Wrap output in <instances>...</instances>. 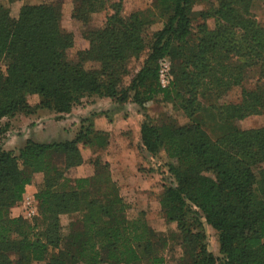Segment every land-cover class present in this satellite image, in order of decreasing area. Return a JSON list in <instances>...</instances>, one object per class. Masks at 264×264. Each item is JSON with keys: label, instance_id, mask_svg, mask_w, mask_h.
<instances>
[{"label": "trees", "instance_id": "16d2710c", "mask_svg": "<svg viewBox=\"0 0 264 264\" xmlns=\"http://www.w3.org/2000/svg\"><path fill=\"white\" fill-rule=\"evenodd\" d=\"M158 2L167 22L146 54L142 13L126 19L117 13L88 34L90 48L78 51L76 59L69 56L72 36L60 30V0L23 5L16 19L0 6V120L38 109L70 113L85 95L143 106L160 94L182 97L185 91L191 124L141 125L147 153L166 148L180 163L170 168L176 185L160 196L163 217L176 224V231L164 236L144 212L130 216L131 205L108 163L99 162L89 178L70 175L84 161L80 144L102 146L108 140L91 125L72 140L27 139L18 154L0 150V264H165L169 243L182 248V264H264V127L241 131L230 123L226 130L220 125L222 134L214 140L201 117L204 111L216 112L226 122L257 106L264 111V87L257 99L247 94L230 108L211 104L205 109L198 100L213 78L211 67L226 66L222 60L245 57L264 67V29L243 15L242 0H218L202 13L217 19L215 28L199 25L204 35L189 53L195 0ZM104 3L77 0L74 18L86 24ZM130 55L140 59V68L125 85L121 69ZM164 56L182 57L178 67H184L168 89L159 85ZM88 62L93 64L87 68ZM28 95H38L40 102L30 106ZM38 174L43 176L34 195L38 217L31 222L12 216ZM78 212L81 217L64 230L61 217ZM205 224L218 234L221 258L208 250Z\"/></svg>", "mask_w": 264, "mask_h": 264}, {"label": "rangeland", "instance_id": "374dc122", "mask_svg": "<svg viewBox=\"0 0 264 264\" xmlns=\"http://www.w3.org/2000/svg\"><path fill=\"white\" fill-rule=\"evenodd\" d=\"M48 1L50 0H0V6L9 10L10 16L16 19L18 18L23 5L29 3L30 5L35 3L40 4ZM104 1V7H102V9L100 8L101 10H99V12L88 15V23L85 24L83 20L81 21L74 18V6L76 5L77 0H60V30L63 34L72 36L74 41V47L69 50L70 58L76 59L78 51L88 50L90 48V40L87 38L88 34L92 33L94 29L102 28L105 23H107L108 18L117 13L123 19L142 13L145 27L141 36L144 40V53L146 54L149 51L152 41H154V34L163 29L167 22L166 18L161 16V9L158 0ZM214 2H218V0H195L192 14L193 36L191 37L188 46L189 53H193L192 51L197 46L196 44L199 39L204 35V33L199 31V25L205 24L208 29H214L216 26L217 19L215 17L204 18L202 16V13L211 9ZM242 3L246 7V10H243V15L252 20L259 29H264V0H242ZM181 59L182 57H180V59H173L170 56H164L159 60V70L161 61L165 60L171 75L170 84L166 87L161 85L159 78L161 89L171 88L175 80H177V75L184 69V67H178L183 63ZM221 63L226 66L211 67L210 75H212L213 78L208 79L207 83L204 85L202 90L204 96H199L198 100H200L205 109L211 104L216 108H230L231 105L241 103L247 94L252 95L254 98H256L257 94L259 96L258 91L264 87V67L262 64L252 63L245 57L238 56H234L229 60L224 59ZM92 64L93 63L88 62L86 67H91ZM139 64L140 59H137L136 56L130 55L126 57L124 62L125 68L121 69V76L125 85L131 83L134 74L140 68ZM122 72L124 74H122ZM231 74L233 75L232 77L229 76ZM98 98H106V101L108 102L101 104L95 113L102 112L109 113L112 116L117 115L119 120L118 133L117 135L114 134V137L112 138L113 147L117 148V157H111V162L115 165V162H118L119 164L121 161H124V163L136 161L141 175L149 180L151 192L156 195L155 197L157 199L164 188L176 185L175 177L170 168L172 166L178 167L180 163L178 159L169 156L166 148H162L155 155L147 153L145 149L140 146L141 125L145 121L153 125H161V123L167 121L175 128L191 124L193 119L189 116V112L185 107L188 95L184 91L182 97H176L175 94H172L170 97L164 99L163 94H160L155 99L146 101L143 106H139L130 101L126 104L120 105L112 99L99 96L98 94L85 95L73 106L72 110L74 108H86L92 102L95 103ZM27 101L30 106L35 107L40 102V98L38 95H28ZM38 110L40 111V116L37 117L38 122L26 121L25 118L29 115L24 112L0 120V150L5 148V140H8L9 136L13 134L23 135L24 133L30 135L29 128H31V125H34L33 127L39 126L38 130L36 132L34 131V135L36 136L42 135L41 137L50 138V135L51 137H57L62 133L60 125L58 124L59 119L61 118L60 115H62L61 113L59 114L47 109ZM212 113H214L217 118L213 117ZM131 115L133 116L131 124L123 125L124 122L122 119L129 118ZM201 117L205 123V128L208 134L214 140L222 134L220 125L226 130L228 123H230L233 127L241 131L255 130L264 127V111L263 109H260L259 106L254 109L253 113L242 118L234 117L226 122H221L216 112L204 111ZM89 121V119H83L80 122L77 120L75 122L77 124L74 123L73 125H78L79 127L81 125V129H78L81 132L82 130L85 131L87 128L91 127ZM137 126L139 130H137ZM86 147L87 146L84 144H80L82 155L87 151ZM15 149L17 150V148ZM5 151H11L14 154L19 153V149L17 151ZM106 159L107 157L104 156L103 160ZM114 171L115 173L117 172L116 166ZM70 173L72 177L77 176L76 170H72ZM130 173H132V170H130ZM36 176L34 181L39 179V182L41 183L43 176ZM25 194L35 195L27 192ZM136 195H124L126 201L129 202L132 207L130 216H135L142 208L146 207V204L148 207H157V202L156 205H154L151 202H147L145 198H140L137 193ZM38 215L39 208L38 214L35 217H38ZM12 216L31 222L35 218L29 219L24 216V210L21 203L12 209ZM70 219L67 217H64L63 219V225L66 228L71 221ZM150 221L155 228L160 231L169 229H172L173 232L176 231L175 223L172 224V228L168 226L165 227L163 220H161L160 217ZM205 233V241L208 250L212 252L215 257L221 258L217 232L210 225L205 224ZM170 246L171 243H169L168 248L163 253L166 257L165 264H182V248L178 244L177 246L172 244V246H175L174 248H171ZM168 249L169 251H167Z\"/></svg>", "mask_w": 264, "mask_h": 264}, {"label": "crops", "instance_id": "0c3cea01", "mask_svg": "<svg viewBox=\"0 0 264 264\" xmlns=\"http://www.w3.org/2000/svg\"><path fill=\"white\" fill-rule=\"evenodd\" d=\"M30 4V3H29ZM37 3L33 4L36 5ZM106 98H98L97 101L92 102L90 105H88L86 108H79V109H73L70 113H65L60 115L61 118L59 119L58 124L60 125L62 133L59 134L57 137H51L46 138V137H41L34 135V131L36 132L39 128V126L31 125V128H29V132L31 133L30 135L28 133H24L23 135L20 134H13L9 136L8 140H5V148L3 150H13L17 151L20 149L25 141L27 139H33L39 142H50V141H66V140H72L75 138L76 134L79 132L81 129L78 125H73L77 120L82 121L83 119H89V123L93 126V129L96 132H101L103 134L107 135V142L104 145L100 144H94L87 146V151L84 153V161L83 163L76 168V173L78 178H89L92 177L96 174L97 172V164L99 162H104L108 163L109 168L111 170L112 179L114 182H116L117 186L121 189V194L124 197V195H133L136 193L140 196V198H145L147 202H151L154 205H156L157 202V207H148L146 204L145 208H142L139 213L144 212L147 220L150 222V224L153 226L156 232L160 233L161 235L167 236L169 235L170 231L169 230H158L155 228V226L151 223L150 220L155 219V218H161L163 220V223L165 227H170L172 228V224H168L162 214L161 211V206H160V196L156 199V195L152 194L151 192V187L149 185V180L141 175L140 169L137 166V162H125L121 161V163L118 164V162H115V165L111 162V157H117L116 155V150L117 148L113 147L112 143V138L114 137V134L117 135L118 133V126H119V120L116 116H112L109 113H95L99 109V106L101 104L107 103ZM111 104V102H110ZM114 105V104H113ZM40 116V111L38 110L37 113L33 115H29L25 118L26 121H36L37 117ZM65 117V118H64ZM132 115L129 118H123V125H128L131 124L132 122ZM24 118V117H22ZM72 122V123H68ZM69 124V125H68ZM77 124V123H75ZM122 124V121H121ZM79 129V130H78ZM136 130V129H135ZM137 130L138 126H137ZM136 133V131H135ZM48 135V134H47ZM15 146V147H14ZM140 146L142 144L140 143ZM17 148V150L15 149ZM92 152V153H91ZM111 154V155H110ZM104 156L107 157L106 160H103ZM101 161H97V160ZM115 166L117 167V172L115 173L114 168ZM130 170H132V173H130ZM42 174H38L36 177H40ZM38 184H40L39 179L37 181H33L31 185H29L26 189L27 193L30 194H35L38 189ZM162 193V192H161ZM137 196V195H136ZM125 198V197H124ZM126 200V198H125ZM131 200V199H129ZM145 202V203H147ZM129 203V202H128ZM150 203V204H151ZM130 204V203H129ZM132 209V207H131ZM130 209V212H131ZM129 214L131 215V213ZM139 213H137L135 216H137ZM82 213H75L71 216L68 215H63L62 218V224H63V219L64 217L71 218L70 220H76L80 218ZM64 226V225H63ZM64 230H66V227L64 226Z\"/></svg>", "mask_w": 264, "mask_h": 264}, {"label": "built area", "instance_id": "2783aa9c", "mask_svg": "<svg viewBox=\"0 0 264 264\" xmlns=\"http://www.w3.org/2000/svg\"><path fill=\"white\" fill-rule=\"evenodd\" d=\"M159 78L160 83L163 87H166L170 84L171 75L169 73V67L165 60L161 61L160 63V70H159ZM24 216L26 218L32 219L38 214V202L34 195L25 194L21 201Z\"/></svg>", "mask_w": 264, "mask_h": 264}]
</instances>
